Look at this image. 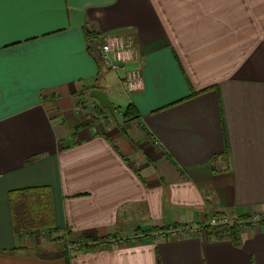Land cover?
I'll use <instances>...</instances> for the list:
<instances>
[{
	"label": "crops",
	"instance_id": "obj_1",
	"mask_svg": "<svg viewBox=\"0 0 264 264\" xmlns=\"http://www.w3.org/2000/svg\"><path fill=\"white\" fill-rule=\"evenodd\" d=\"M111 36L139 49L117 72L98 47ZM53 52L55 71L17 72L2 93L0 264H66L53 241L63 235L107 240L70 264H264V222L240 245L209 230L160 234L264 213V0H57L6 34L0 54ZM86 88L106 91L120 119L94 117ZM129 104L140 118L126 130ZM26 189L60 234L16 231L11 194Z\"/></svg>",
	"mask_w": 264,
	"mask_h": 264
},
{
	"label": "trees",
	"instance_id": "obj_2",
	"mask_svg": "<svg viewBox=\"0 0 264 264\" xmlns=\"http://www.w3.org/2000/svg\"><path fill=\"white\" fill-rule=\"evenodd\" d=\"M98 88V86L96 87ZM79 96L90 98V90L88 88L84 89ZM95 101V100H94ZM92 115L100 119V115L108 113V110L103 109L100 104L95 101L92 106ZM140 118L137 108L134 104H129L123 113V127L127 130L128 125ZM34 191L29 189L22 190L21 192H14L11 194L12 211L15 219V229L18 233L25 232L26 234H36L39 231L42 232L43 229L48 228L49 232L53 236L54 233L60 234V229L55 228L51 221L52 211L48 205L44 203L40 198L33 196ZM223 215H216L215 217H221ZM250 216H241L234 218V222L231 225L218 226L208 229L214 239L218 240H231L237 245H240L242 238V229L239 226V222L248 219ZM214 217V216H213ZM177 226V225H175ZM66 235L62 237L54 238V242H63L65 250L64 255L66 259V264H70L71 253L66 249L69 242L65 239ZM77 252L86 250H95L100 246L107 243V240H102L98 242H89L86 240H79L76 242ZM76 252V253H77Z\"/></svg>",
	"mask_w": 264,
	"mask_h": 264
},
{
	"label": "built area",
	"instance_id": "obj_3",
	"mask_svg": "<svg viewBox=\"0 0 264 264\" xmlns=\"http://www.w3.org/2000/svg\"><path fill=\"white\" fill-rule=\"evenodd\" d=\"M99 52L101 56V64L112 72H117L132 61L139 59L138 45L133 36H111L106 37L99 43ZM140 79V70H130L127 72V83L130 89L134 88L136 81ZM234 218L228 216L211 217L207 222L197 223L192 225L171 226L163 233L169 238H184L185 236H194L204 230L218 226L231 225ZM264 222V213H252L249 218L239 222L242 230L250 227L258 226ZM77 244L72 243L66 246V249L71 253L77 252Z\"/></svg>",
	"mask_w": 264,
	"mask_h": 264
},
{
	"label": "snow or ice",
	"instance_id": "obj_4",
	"mask_svg": "<svg viewBox=\"0 0 264 264\" xmlns=\"http://www.w3.org/2000/svg\"><path fill=\"white\" fill-rule=\"evenodd\" d=\"M57 2V0H0V53L3 50L5 35L21 28L39 12V6ZM53 44L55 42H49ZM58 51V50H57ZM58 67V54L30 57L26 61H8L0 54V109L3 108L6 96V82L17 72L41 76L55 71Z\"/></svg>",
	"mask_w": 264,
	"mask_h": 264
},
{
	"label": "water",
	"instance_id": "obj_5",
	"mask_svg": "<svg viewBox=\"0 0 264 264\" xmlns=\"http://www.w3.org/2000/svg\"><path fill=\"white\" fill-rule=\"evenodd\" d=\"M90 97L96 100L103 109L108 110L110 115L115 119L117 106L113 104L106 91L98 89L92 90Z\"/></svg>",
	"mask_w": 264,
	"mask_h": 264
},
{
	"label": "rangeland",
	"instance_id": "obj_6",
	"mask_svg": "<svg viewBox=\"0 0 264 264\" xmlns=\"http://www.w3.org/2000/svg\"><path fill=\"white\" fill-rule=\"evenodd\" d=\"M122 114V109L117 111L115 119H120V115Z\"/></svg>",
	"mask_w": 264,
	"mask_h": 264
}]
</instances>
